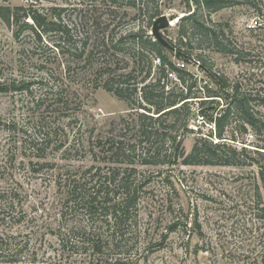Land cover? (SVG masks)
<instances>
[{"label": "rangeland", "instance_id": "rangeland-1", "mask_svg": "<svg viewBox=\"0 0 264 264\" xmlns=\"http://www.w3.org/2000/svg\"><path fill=\"white\" fill-rule=\"evenodd\" d=\"M158 3L161 16L170 24L161 35L171 46L179 47L178 19L193 8H187L186 0ZM0 7L60 10L78 49L87 38L93 48V35L102 31L107 38L116 39L139 25L131 20L136 8L122 2L112 5L109 0H0ZM126 11L129 16L125 17ZM99 16L102 24L93 34V19ZM209 17L224 33L220 47L236 54L214 52L195 33L191 42L181 46L191 54V61L167 50L169 62L176 68L184 64L183 70L197 81V89L205 85L218 89L196 66L195 62L205 61L214 73L239 81L242 89L264 94V18L245 4ZM28 41L18 43L12 28L0 19V264H78L73 258H61L56 242L65 189L89 167L105 165L90 155L85 144L90 133L104 134L119 117L129 121L128 115H133L127 103L105 91L103 85L108 79L125 81L121 75H130L129 85H135L148 67L155 77L159 63L154 55L136 60L128 54L98 51L91 67L81 61L68 70L56 51L43 48L35 53ZM130 47L128 43L123 49ZM98 60L106 63V71L98 70ZM41 80L40 87L22 88ZM176 83L169 77L166 90ZM201 93L199 97H203ZM200 101L192 100L191 109L197 111ZM218 103L219 109H226L225 100ZM256 107L264 118V108ZM199 125L195 117L189 126L193 133L183 140L186 155L197 137L213 131L208 125ZM43 132L51 133V144L43 152L44 158H37L21 143L23 138L28 141ZM122 132L116 128L113 134ZM127 132L131 135V126ZM248 134L252 137L246 140L242 136L243 142L257 143L258 138L250 131ZM135 167L141 188L140 238L152 246L140 251L139 264H264V219L256 208L257 187L259 207H264V194L256 166Z\"/></svg>", "mask_w": 264, "mask_h": 264}, {"label": "trees", "instance_id": "trees-1", "mask_svg": "<svg viewBox=\"0 0 264 264\" xmlns=\"http://www.w3.org/2000/svg\"><path fill=\"white\" fill-rule=\"evenodd\" d=\"M159 1L109 0L112 5L122 2L129 8H136L137 13L131 20L138 21V29L128 30L116 39L114 36L107 38L102 31L93 35V48L88 45L91 38H87L79 49L71 29L61 19L60 10L0 7L1 21L12 28L13 38L18 43L29 40L35 53L43 48L56 51L64 58L68 70L70 65L81 61L92 66L94 52L98 51L128 54L136 60L154 55L159 61V72L155 77H151V67H148L135 85H129L130 75L119 76L125 81L108 79L103 85L105 91L126 102L133 115H128L129 121L119 117L116 123L112 122L110 131L104 134L90 133L85 142L90 155L96 162L105 165L89 167L81 179L74 180L72 184L69 182L65 189L57 220L56 242L60 257L73 258L78 264H139L140 251L152 247L150 242L145 243L144 237L140 238L141 188L135 165L256 166L264 194V118L256 107L260 105L264 108V94H258L255 89H242L239 81H229L214 73L205 61H197L199 68L218 89H209L207 85L197 89V81L187 71L169 62L167 49L147 33L161 16ZM186 2L187 8L191 7L193 11L189 9L188 15L178 19L179 47L173 46L175 56L186 62L191 61V54L181 46L191 42L195 33L214 52L236 54L234 50L220 47L224 33L211 21V13L245 4L257 16L264 18V0ZM126 16H129L127 11ZM93 24L94 34L102 24L101 17L94 18ZM128 43L131 47L124 51ZM97 63L99 71L107 70L105 62L98 60ZM169 77L178 83L166 90ZM147 81L149 83L145 84ZM138 83L142 86L138 87ZM34 84L40 87L42 80L27 83L22 88L29 90ZM200 93L203 97H199ZM196 99L201 100L197 111L190 107L192 100ZM221 100L227 102L226 109H219L218 102ZM195 117L199 126L208 125L213 131L207 136L197 137L186 155L183 140L193 133L189 126ZM233 118L236 120L232 124ZM129 126L132 127L131 135L127 132ZM116 128L123 132L113 134ZM249 131L258 138L257 143L243 142L244 136L248 139ZM50 136L49 132L39 133L29 142L23 138L21 145L33 151L37 158H44L42 154L51 144ZM257 189L256 208L261 213L260 219H264V207H259L261 195ZM174 227L171 226L170 230Z\"/></svg>", "mask_w": 264, "mask_h": 264}, {"label": "water", "instance_id": "water-1", "mask_svg": "<svg viewBox=\"0 0 264 264\" xmlns=\"http://www.w3.org/2000/svg\"><path fill=\"white\" fill-rule=\"evenodd\" d=\"M169 26V20L166 16L162 15L154 21L150 35L153 37L154 41L160 43L165 49L175 53L173 46H171L161 35V32L169 28Z\"/></svg>", "mask_w": 264, "mask_h": 264}, {"label": "built area", "instance_id": "built-area-1", "mask_svg": "<svg viewBox=\"0 0 264 264\" xmlns=\"http://www.w3.org/2000/svg\"><path fill=\"white\" fill-rule=\"evenodd\" d=\"M255 25H257V23L255 24ZM253 28V27H252ZM157 61H158V59H157ZM159 62V61H158ZM196 63V66H199V62H195ZM177 68H179V69H181V70H183V68H184V64H177ZM199 108V107H198ZM199 119V118H198ZM247 137H252V135H248Z\"/></svg>", "mask_w": 264, "mask_h": 264}]
</instances>
